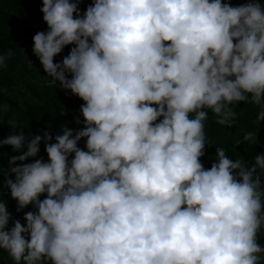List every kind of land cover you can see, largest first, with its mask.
I'll use <instances>...</instances> for the list:
<instances>
[{"label": "clouds", "instance_id": "clouds-1", "mask_svg": "<svg viewBox=\"0 0 264 264\" xmlns=\"http://www.w3.org/2000/svg\"><path fill=\"white\" fill-rule=\"evenodd\" d=\"M81 2L41 0L47 30L32 37V53L50 86L83 101V127L29 138L7 121L0 150L21 154L5 170L0 151V255L13 264H264V152L249 163L218 147L209 168L201 162L209 112L231 128L236 105L248 103L255 123L264 120V0H91L83 13ZM14 55L0 48V70ZM258 130L239 143L258 145ZM42 141L47 161L23 163ZM5 187L18 213L36 209L24 224Z\"/></svg>", "mask_w": 264, "mask_h": 264}, {"label": "trees", "instance_id": "trees-1", "mask_svg": "<svg viewBox=\"0 0 264 264\" xmlns=\"http://www.w3.org/2000/svg\"><path fill=\"white\" fill-rule=\"evenodd\" d=\"M229 2L233 6H238L246 0H229ZM88 4L90 3L78 5L81 13ZM41 7V0H0V48L5 53L11 48L15 53L0 70V105L5 106L6 109L3 113L5 124L0 127V139L9 134L10 129L7 125L9 119L17 121L24 127L25 135L29 138L42 135L46 130L55 136L63 126L73 130L83 127V118L79 111L83 101L69 91L63 90L59 85L50 86L37 57L32 53V37L38 31L47 30V25L42 20ZM68 51L69 49L63 56H66ZM63 56L55 57V61L59 62ZM236 111L237 121L231 128L216 124L215 118L209 112V117L205 121L207 145L205 155L201 157L206 169L215 159V151L218 147L226 149L227 154L233 159L241 157L249 163L257 153L264 152V120L260 124L255 123L258 109L248 103H238ZM77 119L80 120L79 124L76 123ZM253 129H259L258 145L239 143L244 132ZM78 147L85 148V139L78 142ZM0 151L4 153L2 161L5 170L9 167V158L21 154L12 152L10 146H4ZM38 158L47 161L43 141L38 156L29 158L23 163L33 162ZM9 178L14 179V175H10ZM3 191L13 219H19L24 224V213L35 212L36 209L29 205L18 213L16 201L11 199L9 190L5 187ZM43 198L42 195L41 199ZM259 242L264 245V233H261ZM0 264H13L6 252L0 255Z\"/></svg>", "mask_w": 264, "mask_h": 264}, {"label": "built area", "instance_id": "built-area-1", "mask_svg": "<svg viewBox=\"0 0 264 264\" xmlns=\"http://www.w3.org/2000/svg\"><path fill=\"white\" fill-rule=\"evenodd\" d=\"M70 47H72V46H67V47H65V49L63 50V52L60 54V56H63L64 54H65V52H66V50L67 49H70ZM202 162V161H201ZM202 164H203V162H202ZM204 165V164H203ZM205 167V166H204Z\"/></svg>", "mask_w": 264, "mask_h": 264}, {"label": "water", "instance_id": "water-1", "mask_svg": "<svg viewBox=\"0 0 264 264\" xmlns=\"http://www.w3.org/2000/svg\"><path fill=\"white\" fill-rule=\"evenodd\" d=\"M81 3H91V0H82Z\"/></svg>", "mask_w": 264, "mask_h": 264}]
</instances>
